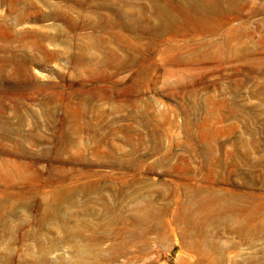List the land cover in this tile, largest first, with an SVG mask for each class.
Here are the masks:
<instances>
[{
  "label": "rangeland",
  "instance_id": "obj_1",
  "mask_svg": "<svg viewBox=\"0 0 264 264\" xmlns=\"http://www.w3.org/2000/svg\"><path fill=\"white\" fill-rule=\"evenodd\" d=\"M105 1L0 0V264H264V0Z\"/></svg>",
  "mask_w": 264,
  "mask_h": 264
},
{
  "label": "bare ground",
  "instance_id": "obj_2",
  "mask_svg": "<svg viewBox=\"0 0 264 264\" xmlns=\"http://www.w3.org/2000/svg\"><path fill=\"white\" fill-rule=\"evenodd\" d=\"M121 2V8L116 17L122 19L124 24H128L127 18L132 19L126 12L130 5L126 0ZM151 5L142 6L146 12L148 9L155 12L153 28L157 34L167 31H178L183 28L213 27L214 17H220L223 14H234L236 12L237 0H151ZM105 5L113 8L114 0H106ZM112 22V16H109ZM142 18L148 19V15H142ZM126 20V22L124 21Z\"/></svg>",
  "mask_w": 264,
  "mask_h": 264
}]
</instances>
